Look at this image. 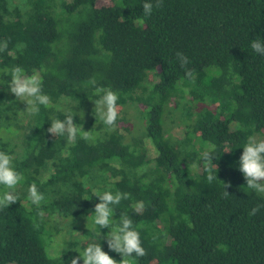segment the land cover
<instances>
[{
	"label": "trees",
	"instance_id": "obj_1",
	"mask_svg": "<svg viewBox=\"0 0 264 264\" xmlns=\"http://www.w3.org/2000/svg\"><path fill=\"white\" fill-rule=\"evenodd\" d=\"M111 1L0 0V42L8 41L0 52V151L24 177L20 201L0 209V264H67L79 243L70 240L52 257L50 239L59 229L49 216L92 219L95 193L105 191L130 194L111 207L113 219L127 214L140 233L147 254L135 264H264V207L249 215L264 195L248 189L238 170L248 137L264 136V57L251 48L254 39L264 41V0H163L150 17L143 16L146 0ZM177 52L188 57L186 67ZM15 66L39 73L49 107L34 115L27 105L20 109L8 85ZM189 69L194 82L185 77ZM97 88L116 92L117 105L142 107L143 138L127 141L120 128L107 131L104 124L94 140L81 138L80 116L60 105L99 99ZM185 89V102L197 111L184 108L191 122L174 137L163 114L173 96L172 109L178 107ZM66 114L78 129L72 144L47 131L51 119ZM205 151L213 157L212 183ZM223 182L231 184L227 196ZM33 183L44 196L39 207L28 200ZM137 202L144 205L139 214ZM109 231L84 229L120 261L108 247Z\"/></svg>",
	"mask_w": 264,
	"mask_h": 264
},
{
	"label": "clouds",
	"instance_id": "obj_2",
	"mask_svg": "<svg viewBox=\"0 0 264 264\" xmlns=\"http://www.w3.org/2000/svg\"><path fill=\"white\" fill-rule=\"evenodd\" d=\"M163 0H155V4L151 0H146L143 3V16L150 17L153 13L154 7H162ZM17 47H22L18 45ZM8 48V41L0 42V52L6 51ZM251 48L254 52L264 57V41L254 39L251 42ZM176 58L180 62L181 67H186L189 63L188 57L182 53L177 52ZM5 69V72H8ZM11 80L10 92L15 95L16 99L27 104V112L29 115L38 114L40 106H50V97L42 91V81L39 73L34 72L32 75H25V71L20 66H15L10 70ZM185 77L193 80L192 71L186 70ZM93 83H95L93 81ZM97 93L102 95L99 99L94 100L95 109L94 115L104 124L107 131L116 130V121L118 119L117 101L118 95L111 89L97 88ZM77 115V113H76ZM81 120L84 118V113H79ZM55 137L66 138L68 144L76 141L78 136V129L74 123V116L66 114L65 119H51V126L47 129ZM81 138L86 141L94 140L93 131H82ZM227 152V151H226ZM204 161V168L207 172V181L212 183L217 177L214 175L212 167L213 157L208 151L202 154ZM239 171L243 174L246 180L247 188L253 190L258 195H264V139L257 140L256 137L250 136L247 143L243 146V153L239 158ZM188 168L192 171L198 172L200 165L196 162H191ZM218 168V166H217ZM24 179L23 175L17 172L12 164V157L4 151H0V186L4 191L0 193V209L9 208L13 203L20 201L17 194V187ZM224 195H229L226 191L231 187V184L224 183ZM96 197L99 198V203L95 205L94 215L92 216V223L98 226L99 229H110L107 233L106 239L110 250L115 251L122 260L117 261L107 252H105L101 245L97 242H90L84 247L79 256L71 260V264H79L82 259L83 264H135L134 257H144L147 253L140 238V233L133 228V221L127 214H121L118 221L113 219L115 210L112 205H119L121 200L130 199L129 193H121L117 191L115 194L111 191L103 193L96 192ZM44 196L38 190L35 183L28 187V200L33 205L39 207ZM264 205H257L252 208L249 215H256L260 208ZM137 214L144 208L143 202H137L133 205ZM39 216L43 217V211H40ZM38 227V225H37ZM154 240L157 237L153 238Z\"/></svg>",
	"mask_w": 264,
	"mask_h": 264
},
{
	"label": "rangeland",
	"instance_id": "obj_3",
	"mask_svg": "<svg viewBox=\"0 0 264 264\" xmlns=\"http://www.w3.org/2000/svg\"><path fill=\"white\" fill-rule=\"evenodd\" d=\"M111 2H112L111 0H98V6L108 5L111 4ZM148 85L151 86L152 84H148ZM183 94H184L183 100L181 98L179 99L178 107L175 109L172 108L175 105L174 104L175 101H178V97L177 96L171 97L168 106L166 107V110L163 114L164 127L174 137H182L185 134V128H186L185 120L186 123L191 122V120L186 119V116L183 113L184 108L186 106L188 107L192 106L191 110L197 111V108L195 105H193V103H189L188 101L185 102L190 97V95L186 93V89L184 90ZM19 103L21 105L20 109L24 110L25 107L22 106H26L27 104L21 101H19ZM60 107L65 112L73 111L78 115L82 111L84 113V118L82 120L83 125L81 126V129L84 131H93L94 137L100 134L101 130L98 129V126L103 123L99 120L98 117L96 118L94 115V109H95L94 100L91 101L88 100L84 104L77 103L76 101H68L66 105L62 103ZM117 108L119 112L117 120L121 121L120 123H122V125L130 128V131H128L126 128L121 126V124H118L116 126L120 128L121 132L124 133V135L126 136V140L132 141L133 138L136 136L143 138L145 136L143 133L145 122L142 119L143 114L141 113V111H139V109H141L142 107L139 108L136 102L135 103L129 102L124 106L117 105ZM26 121L27 120L24 118L22 120V123L25 124ZM254 137H256L257 140L264 139V136H260L258 134L254 135ZM147 139H146V146H147L148 154L152 158L153 144L150 139L148 140ZM18 150L21 151V148L19 147ZM49 221L53 227L56 226L59 229V230H54V234H53L54 236L51 237L50 239L49 254L51 256L52 255L59 256V254L62 253L63 248L67 246V243L70 240H77L79 243L78 246L76 247L77 254H75L72 258L67 259L66 261L67 264H71V260L79 256V252H82L84 247H86L88 243L97 242L101 245V242L97 237L96 238L90 237L86 233H84V229L87 227L94 230V225L92 223V219L90 218H86V219L81 218L76 222H72L71 219H67L55 213L52 216H49ZM73 223H75L77 227H74ZM98 236H101V234L98 233ZM79 264H83L82 259L79 261Z\"/></svg>",
	"mask_w": 264,
	"mask_h": 264
}]
</instances>
